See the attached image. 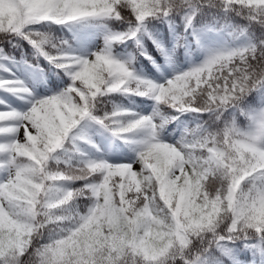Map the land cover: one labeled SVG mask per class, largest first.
<instances>
[{"label": "snow or ice", "instance_id": "1", "mask_svg": "<svg viewBox=\"0 0 264 264\" xmlns=\"http://www.w3.org/2000/svg\"><path fill=\"white\" fill-rule=\"evenodd\" d=\"M0 60V264H264V0H0Z\"/></svg>", "mask_w": 264, "mask_h": 264}, {"label": "rangeland", "instance_id": "2", "mask_svg": "<svg viewBox=\"0 0 264 264\" xmlns=\"http://www.w3.org/2000/svg\"><path fill=\"white\" fill-rule=\"evenodd\" d=\"M4 63L5 62L3 60H0V64H4ZM6 66H8L11 69V71L16 72L18 76H21V78H24V75L26 74V72H25V67L23 65L8 64ZM0 75H3L2 70H0Z\"/></svg>", "mask_w": 264, "mask_h": 264}]
</instances>
